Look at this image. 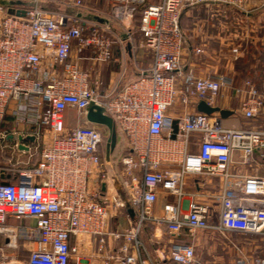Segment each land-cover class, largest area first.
Listing matches in <instances>:
<instances>
[{"label":"built area","instance_id":"1","mask_svg":"<svg viewBox=\"0 0 264 264\" xmlns=\"http://www.w3.org/2000/svg\"><path fill=\"white\" fill-rule=\"evenodd\" d=\"M11 1L20 3L0 4V264H70L80 235L97 244L102 264H192L195 248L188 239L208 228L258 236L264 245V176L231 172L233 164H256L253 154L264 150V129L227 127L225 116L196 110L200 100L216 106L233 81L223 73L185 72L182 33L190 9L225 7L248 19L264 17V0H107L111 12L127 22L142 8L137 45L152 51V61L136 79L106 93L90 86L78 61L86 52L96 62L109 60L108 26L48 11V0ZM60 1L83 6V0ZM200 52L192 48V54ZM240 52L233 43L230 57L236 60ZM244 85L237 111L226 118L259 113V89L249 80ZM91 101L112 116L122 137L109 167L117 171L116 183L102 161L104 129L65 125L68 107L79 112ZM188 175L200 177L197 187L220 179L216 226L208 221L209 205L194 201L196 192H185ZM158 194L170 198L161 215L152 211ZM125 207L131 214L123 244L117 252L106 251L105 237L120 238L109 229L110 220ZM9 217L31 218L35 225L15 227ZM145 221L164 224L171 239L158 248L157 259L140 253ZM29 240L34 247L26 256L17 254ZM75 261L80 264L79 256ZM252 264H264V250Z\"/></svg>","mask_w":264,"mask_h":264},{"label":"crops","instance_id":"2","mask_svg":"<svg viewBox=\"0 0 264 264\" xmlns=\"http://www.w3.org/2000/svg\"><path fill=\"white\" fill-rule=\"evenodd\" d=\"M263 18L259 14H251L248 19L259 20ZM260 21V20H259ZM253 26V25H252ZM260 27V26H259ZM258 27V28H259ZM198 29L197 27H195ZM263 28H254L251 30L253 35L250 41L245 45V57L239 61H235L232 58L227 59L228 61V71L217 72L218 67L214 59L206 56H201L200 54H192L193 45H191L190 40L188 46L185 43V55L183 60L185 61V72H193L198 76H206L213 74L223 73L232 78V85L230 87L222 89L221 93L218 95L215 105L221 109L231 110L232 112L237 111L240 100L243 97V93L240 92L242 88H245L244 82L249 80L257 86L254 79L259 78V74H254L255 66L260 64V59L263 55L264 50V39L257 33ZM247 36V33L245 34ZM192 37V36H191ZM130 51L127 48V42L123 39L114 41L111 47V56L106 62H96L90 53H84V58L78 61L80 69L85 70L89 73L90 86L95 88L99 93H106L120 88L124 84L136 79L141 73L146 72L152 61V51H144L137 44L130 43ZM137 48L139 50H137ZM135 49L137 51H135ZM144 52L149 53V59L145 60L142 58ZM237 60V59H236ZM142 64V67H141ZM139 65V66H138ZM238 65V66H237ZM242 68V69H240ZM234 69L237 72H234ZM239 69L244 70L246 74H239ZM94 81H98L97 86L94 85ZM217 114L221 116L218 112ZM71 115L74 120L70 121L68 118ZM227 116V115H226ZM226 116H221L223 123L227 127H243L248 129H263L264 128V99L262 107L259 113L253 119H245L241 116L233 115V117L226 118ZM70 117V118H71ZM64 121L67 127H74V124H79V112L72 107H68L64 112ZM194 137L199 138V134H194ZM260 153L264 154V150H255L253 158L256 161L255 165L244 166L233 164L231 166V172L235 173H245V174H258L264 176V155L260 156ZM117 171H112L109 173V177L113 182L116 183ZM200 180V177L196 175H188L185 183V192L193 193L196 192L198 195L195 196L194 201L199 203H207L210 207L209 223L212 226L218 224V212L220 209L219 193L221 189L220 179H212L206 186L197 187L196 182ZM170 198H167L163 194H158L157 200L153 205L152 211L157 215L162 214V208L165 202ZM130 209L127 207L119 209L117 215L111 218L109 223V229L116 231L120 234L119 239H112L110 236L105 237L106 243L104 249L106 251L117 252L120 246L123 244V234L128 229L129 226V215ZM8 222L15 227L30 226L34 227L35 221L31 218H8ZM205 232H219L216 228H208L203 231H199L196 236L188 241L192 242L194 248L200 244V236ZM138 240L141 243L140 253L142 256H148L151 259H157L158 248H164L171 241L170 237L166 232L164 224H157L152 221H145L142 224V229L138 234ZM95 242V241H94ZM71 243H74L72 239ZM35 242L33 240L23 241L19 249H17V254H27L28 251L34 247ZM77 251L73 254L70 264H76L75 257L79 256L78 263L80 264H102L101 257L99 253L97 254V244L89 243V239L86 235L78 236L76 240ZM97 254V256H96ZM158 264H172L169 261H160Z\"/></svg>","mask_w":264,"mask_h":264},{"label":"rangeland","instance_id":"3","mask_svg":"<svg viewBox=\"0 0 264 264\" xmlns=\"http://www.w3.org/2000/svg\"><path fill=\"white\" fill-rule=\"evenodd\" d=\"M43 5L46 10L51 12L62 11L67 14L82 12L83 14L97 15L105 19V22L88 21L101 26H108L113 42L123 39L126 42L138 44L140 32L137 17H133L130 22L117 18L111 12L110 4L107 0H83V6L81 7L70 6L60 0H48ZM259 20L242 19L235 11L228 8L225 9V7L200 6L190 9L184 15L182 26L191 45L201 49V56L210 57L218 61L216 63L217 72H223L228 71L227 59L232 58L229 55V50L233 43L239 45L241 50L235 61H239L240 57L241 59L245 57V45L253 35L250 29H259L264 26V17L259 18ZM196 25H201V28L196 29ZM246 33L247 36H245ZM257 35L264 39V30L259 31ZM141 49L144 51L150 50L148 47H141ZM137 50L139 49L137 48ZM137 50L135 49V51ZM262 53L260 64L255 66L257 71L254 73L260 75V80L256 78L254 82L257 83V86H255L259 89L262 99H264V50ZM142 58L145 60L149 59V53L144 52ZM240 69L239 74H246L244 70ZM234 72H237V70L234 69ZM69 116L71 117V115ZM70 117L68 120L73 121L74 118ZM77 125V123L74 124V126ZM122 145V137L118 132V140L113 157L118 155ZM200 237V244L195 248V261L192 264H252L253 260L264 250L263 240L250 234L205 232ZM26 255L24 254V256Z\"/></svg>","mask_w":264,"mask_h":264},{"label":"water","instance_id":"4","mask_svg":"<svg viewBox=\"0 0 264 264\" xmlns=\"http://www.w3.org/2000/svg\"><path fill=\"white\" fill-rule=\"evenodd\" d=\"M15 3L19 4L20 2H14L11 0H0V4L5 6H10ZM23 12L24 11H21L19 14L22 15ZM74 14L76 17L81 19L91 20L99 23L105 22V19L94 14H83L82 12H75ZM182 33L184 40L186 41L188 46H190L187 35L184 32ZM127 48L128 51H130L131 46L129 42H127ZM196 110L206 114L218 112L221 116H226L232 113L231 110L221 109L218 106H210L204 100H200L196 104ZM79 124L85 125L86 127L98 126L104 129V133L101 129H99L102 132V161L109 174L111 172L109 169L111 158L118 140V132L114 119L105 111L101 104L91 101L87 106H85L79 111ZM29 139H32V137H30ZM19 148H23V145H19ZM104 187L105 184L101 183L102 191L104 190Z\"/></svg>","mask_w":264,"mask_h":264},{"label":"trees","instance_id":"5","mask_svg":"<svg viewBox=\"0 0 264 264\" xmlns=\"http://www.w3.org/2000/svg\"><path fill=\"white\" fill-rule=\"evenodd\" d=\"M141 14H142V8H139L135 14V18L137 17V24L139 25V21H140V17H141Z\"/></svg>","mask_w":264,"mask_h":264}]
</instances>
